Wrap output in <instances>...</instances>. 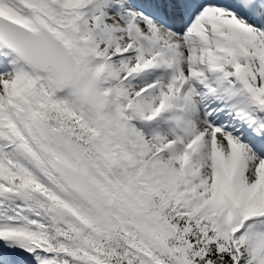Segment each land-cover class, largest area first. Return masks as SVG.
<instances>
[{"label":"snow or ice","instance_id":"1","mask_svg":"<svg viewBox=\"0 0 264 264\" xmlns=\"http://www.w3.org/2000/svg\"><path fill=\"white\" fill-rule=\"evenodd\" d=\"M0 264H264V0H0Z\"/></svg>","mask_w":264,"mask_h":264}]
</instances>
